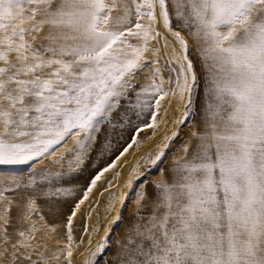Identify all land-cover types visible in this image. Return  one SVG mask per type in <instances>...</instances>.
<instances>
[{"label": "snow or ice", "instance_id": "obj_1", "mask_svg": "<svg viewBox=\"0 0 264 264\" xmlns=\"http://www.w3.org/2000/svg\"><path fill=\"white\" fill-rule=\"evenodd\" d=\"M0 264H264V0H0Z\"/></svg>", "mask_w": 264, "mask_h": 264}, {"label": "rangeland", "instance_id": "obj_2", "mask_svg": "<svg viewBox=\"0 0 264 264\" xmlns=\"http://www.w3.org/2000/svg\"><path fill=\"white\" fill-rule=\"evenodd\" d=\"M19 167V171L13 173V174H17V175H27V173L30 171L26 166H18Z\"/></svg>", "mask_w": 264, "mask_h": 264}, {"label": "bare ground", "instance_id": "obj_3", "mask_svg": "<svg viewBox=\"0 0 264 264\" xmlns=\"http://www.w3.org/2000/svg\"><path fill=\"white\" fill-rule=\"evenodd\" d=\"M87 174H88V169L85 170V174L84 175L87 176ZM80 180H81V182H83L84 181V177H81Z\"/></svg>", "mask_w": 264, "mask_h": 264}]
</instances>
